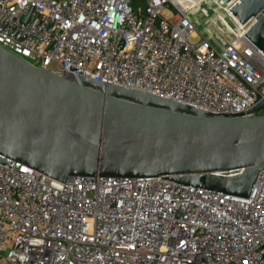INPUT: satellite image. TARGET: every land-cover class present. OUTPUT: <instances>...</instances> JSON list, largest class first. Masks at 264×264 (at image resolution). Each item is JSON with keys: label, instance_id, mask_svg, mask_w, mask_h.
<instances>
[{"label": "built area", "instance_id": "obj_1", "mask_svg": "<svg viewBox=\"0 0 264 264\" xmlns=\"http://www.w3.org/2000/svg\"><path fill=\"white\" fill-rule=\"evenodd\" d=\"M216 1L233 23L217 15L218 31L175 0H0V45L58 74L246 112L264 98V52L246 35L257 19L241 24L238 0ZM0 264H264V170L242 198L163 176L60 182L0 162Z\"/></svg>", "mask_w": 264, "mask_h": 264}, {"label": "water", "instance_id": "obj_2", "mask_svg": "<svg viewBox=\"0 0 264 264\" xmlns=\"http://www.w3.org/2000/svg\"><path fill=\"white\" fill-rule=\"evenodd\" d=\"M226 3L232 0H224ZM264 52V0L230 9ZM264 98L215 113L80 72L36 67L0 45V162L51 179L166 177L249 198L264 170ZM241 170L240 174L219 172Z\"/></svg>", "mask_w": 264, "mask_h": 264}, {"label": "rangeland", "instance_id": "obj_3", "mask_svg": "<svg viewBox=\"0 0 264 264\" xmlns=\"http://www.w3.org/2000/svg\"><path fill=\"white\" fill-rule=\"evenodd\" d=\"M219 8H220V6L218 7L216 0H209V1L202 2L201 5L196 7V8H189V9H193L195 11L196 20H198L200 27H204L210 21V19H212L214 21L212 23V20H211L212 30L218 31L219 27L222 26L221 20L225 23L229 22L231 25H233L232 20L230 18H226L224 15L218 14L221 11V10H219ZM222 11L224 12V10H222ZM170 13H171V11L169 9H166L163 12V15L168 16V14H170ZM217 15H220L219 18L221 20L218 19ZM57 67H58L57 64L54 63L53 68L57 69ZM263 111L260 114H262Z\"/></svg>", "mask_w": 264, "mask_h": 264}, {"label": "bare ground", "instance_id": "obj_4", "mask_svg": "<svg viewBox=\"0 0 264 264\" xmlns=\"http://www.w3.org/2000/svg\"><path fill=\"white\" fill-rule=\"evenodd\" d=\"M175 1L177 2L179 7L186 10L189 8H196V7L200 6L202 2L209 1V0H175ZM220 14H222V13H220Z\"/></svg>", "mask_w": 264, "mask_h": 264}, {"label": "trees", "instance_id": "obj_5", "mask_svg": "<svg viewBox=\"0 0 264 264\" xmlns=\"http://www.w3.org/2000/svg\"><path fill=\"white\" fill-rule=\"evenodd\" d=\"M132 7L136 9L139 6H146V0H131ZM264 115V111L262 113Z\"/></svg>", "mask_w": 264, "mask_h": 264}]
</instances>
